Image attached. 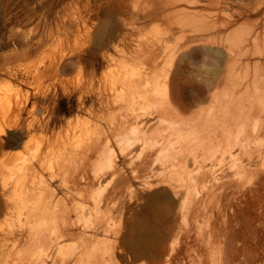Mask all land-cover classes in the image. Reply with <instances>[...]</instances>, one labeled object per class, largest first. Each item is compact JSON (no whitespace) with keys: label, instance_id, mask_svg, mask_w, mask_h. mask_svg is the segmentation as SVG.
<instances>
[{"label":"bare ground","instance_id":"bare-ground-1","mask_svg":"<svg viewBox=\"0 0 264 264\" xmlns=\"http://www.w3.org/2000/svg\"><path fill=\"white\" fill-rule=\"evenodd\" d=\"M217 1L222 3L220 0H216V3ZM257 1L226 0V2L234 3L237 8L232 11V14L230 12V15H228L229 12L228 14L226 13L229 17L220 22L214 20L216 18H213L214 10L206 8V6L208 7L215 3V0L134 1L135 7L139 6V4V8L143 6L141 9H143L144 14H151L152 12L158 14L157 18L162 22L163 26L162 33L165 32V35L158 40L157 38L155 39L157 34L156 36L151 34L154 39L148 42L151 39L148 37L149 49L145 54L138 52L140 47L137 48V45H140L139 42L141 40L136 39V42L132 40L137 44L135 48L138 49L136 53V49L132 48L136 54L135 58L133 57L134 55L132 56L136 63L134 62L131 65L127 63L129 67L125 68L123 66L119 73L114 69L115 66L113 69L118 74L111 70L110 74L116 73L117 75L114 74L115 76L111 77L112 82L110 85L113 90L116 88L115 86L120 88L117 89L118 92L115 94L117 98L114 97V99L121 102L123 106L127 105L126 109L129 108V111L133 112L136 110V106L144 104L146 105V110H143L140 115L156 117V121L162 123L163 127L157 130L159 126L155 124L157 127H152L154 129L148 131L150 123L147 124L146 121H141L138 127L133 125V128H131L132 126L128 127V131L117 132L115 134L116 141L121 144L119 147L118 143L120 148L118 149L122 155L119 164L113 161L116 158H112L111 148L109 150L105 145L102 146L103 143H100L101 135L98 137L94 133L92 134L93 136H88V134V137L86 136L87 138L81 141L80 147L78 146L80 148L78 152L74 151L75 153L68 154L69 151L67 150V159L70 162H74L73 164L76 163L77 167L73 170L68 169L70 168L68 167V172L66 168L63 171H59L63 175L61 182L56 185V189L61 191V188L64 187L66 191L61 193L57 190L52 191L51 183L48 181V183H42L39 186V190L52 191L49 196L41 194L35 201L28 203H25V201L24 203L13 205L18 206L19 211L26 213V215L24 219L19 218V222L16 221L17 223H13L14 219L12 221L8 218L7 220L12 223H8L5 227L3 225L0 226V264H117L114 242H110L111 245H109L106 239H99L95 234L91 233L92 231L97 232L100 224H90L87 221L88 219H85V204L89 206L85 201L92 203L89 207L92 210H100L102 206H104L105 210L107 209L109 219L105 215L104 219L109 221L106 220L105 224H107L110 233L116 237L118 234L116 211H118L119 200L124 197L126 192L133 193V182L130 181L131 178L126 172V165L127 154L131 149L130 146L136 141L140 142L143 151L147 153L146 160H152L154 161V166L157 164L161 167V170H151L150 174L148 173L149 175L144 178V184L151 186V180L156 178L159 184L158 187L160 188V185H163L164 188L154 193H152L153 191L151 192L152 198L150 197L151 201L150 203L148 202L149 205L147 204V206L154 212V217L150 218L147 214L143 217H134L130 221L129 235H127V239L125 238L127 246L131 248L130 250H137L139 255H142L148 247L152 246L153 248V245L161 243L164 238L158 233L157 228L163 218L167 217L171 221L170 224L173 226L174 232L172 231L168 236L166 235L167 239H169L165 248V251H167L165 255L166 264H264L263 252L251 245V240L257 241V235L259 236V232H261L260 227L264 224V0L263 3L262 1L261 3L259 2V5ZM193 2L202 5L199 8H195L196 6L194 8L189 7V3L195 4ZM217 4L220 5L219 3ZM139 8L137 7V9ZM216 9L217 12L220 10L219 7ZM221 9L224 8L222 7ZM247 9H252V12L257 15L256 24H249L248 22L251 21L249 19L246 22L242 21V15ZM122 17L125 18L124 15ZM95 18L97 19V17ZM120 20L122 19L120 18ZM126 20L124 21L126 22ZM87 21H90V19ZM86 24L90 25L91 23ZM227 27L230 29H228L229 31L227 30L228 33L225 31L227 34L224 37L223 34L225 33L222 34L221 31L223 30L224 32ZM130 28L132 27L130 26ZM90 29L93 28L88 27V30ZM126 31H129V29ZM126 31L124 30L123 32ZM129 33L127 34L129 35ZM88 34L91 35V32ZM114 35L116 37V34ZM148 35H143L146 36L143 37V39L145 38L144 42H146ZM174 35H177V38L175 37V39L173 38L170 41L169 38ZM96 37L99 42L105 37L102 24L97 27ZM134 42L126 41L123 38V41H120V43H123L122 46L117 44L121 48L116 47L122 50L121 53H127L128 50L131 53V47L135 45L132 44ZM115 44L112 46H115ZM117 54L119 56L118 52ZM110 55L114 57L112 52ZM122 56L124 57L125 54L120 55V57ZM104 57H106V54ZM125 57L127 58V56ZM128 57L130 58V56ZM194 57H197V60H193L195 59ZM121 60L124 61L123 58ZM118 62L120 61L118 60ZM130 62H133V60ZM120 64L125 65L123 63ZM120 64H118V67ZM107 65L106 63L105 66ZM103 70H108V68L105 67ZM45 71L48 72V75H52L56 68L49 66ZM93 72L95 71L93 70ZM88 73H92L90 68ZM57 76L56 74L55 77ZM91 79L90 84L92 83L93 85L94 83ZM97 81H94L95 84L99 83ZM88 86L90 87L91 85L88 84ZM188 87L195 88L196 93H191L188 89L190 93L186 94L185 89ZM112 88H110V92ZM84 91L85 89L82 92ZM79 95L81 96V94ZM205 100H207V104L200 106L199 104ZM195 104H197V107L194 106ZM18 111H21V109H18ZM134 117L136 118L137 115ZM36 123L37 121L33 122L34 125ZM11 124L8 123L10 127ZM123 129L127 130L126 127H123ZM47 130H44V132ZM249 131H255L254 134L260 135V138L255 137L257 134L254 137L252 136L253 139H258L261 145L257 152L260 164H258L259 167L255 166L254 170L250 166L248 167L247 164V162L251 163L254 160L252 153L251 156H247V162L242 161V156H245L249 151V145L254 144L250 142L251 140L254 141L251 138V135L254 134ZM88 132L90 131L88 130ZM82 135L84 134L82 133ZM68 137L70 138L71 136L68 135ZM218 150L222 151V153L220 152L222 154L221 158L225 154L231 157L232 163L230 165L227 164V169L219 166L218 170L215 168V170L213 168L208 170L201 169L200 160L205 156L204 152L209 151L208 156L205 157L211 159ZM252 150L255 152L257 149H251L250 151ZM131 153V158H133L134 155ZM95 154L100 158L101 156L104 158L102 160L104 164H95L99 167L97 168L96 166V168L100 170V166L104 165L105 171L98 172L94 169L95 165L93 166L94 168L92 166L89 167V162L96 157L94 156L93 158ZM64 157L66 158V156ZM64 157L62 158L63 160ZM135 157L132 160H135ZM131 158L128 160V164H131L129 163ZM58 159H60V156ZM65 161V165L70 163L66 159ZM189 161L192 164V168H189ZM30 163L28 162V164ZM32 168L34 169L35 167ZM60 168L62 169V167ZM163 169L167 172L162 173ZM109 175L110 178L107 184L105 182V185L98 190L92 189L94 184L100 183L103 178ZM5 190L8 189L6 188ZM35 190L37 191V189ZM73 190L76 191L74 192ZM133 196L135 195L133 194ZM2 197L0 196V215L5 210L9 211L6 208L9 206V201ZM8 198L11 199V196ZM71 240H74V242L70 243ZM21 243L23 245H20ZM260 244L263 247L262 249H264V242ZM90 246L91 248L89 249Z\"/></svg>","mask_w":264,"mask_h":264},{"label":"rangeland","instance_id":"rangeland-1","mask_svg":"<svg viewBox=\"0 0 264 264\" xmlns=\"http://www.w3.org/2000/svg\"><path fill=\"white\" fill-rule=\"evenodd\" d=\"M131 1H133V3H131ZM134 1L135 0H0V175L2 176V177L0 176V181L3 183L2 185V183L0 182V186L4 188L2 190V188L0 187V196L2 197V195L5 193V195H3L2 198L9 201L8 203L9 206L6 207L8 208L9 211L5 210V212L0 215V226L3 225L5 227L8 225V223L9 224L12 223L9 220L13 221L14 219L13 223H17L16 221L19 222V218L20 219L25 218L26 213L20 212L19 207L18 206L16 207L13 205H18L22 202L24 203L25 201H26L25 203L35 201L38 197H40L41 194L42 195L45 194V196H49L53 190L54 191L57 190L60 193L62 191L63 192L66 191L64 187L61 188V191L59 189H56V185H58L61 182V178L63 175L61 174L62 172H59V171H63L66 168V171L68 172L69 171L67 170L68 167H70L68 168L70 170H73L77 167L76 163L73 164L74 162H70V160L67 159V156H68L67 153L68 151H69L68 154L78 152V149H80L79 147H80L81 141L85 140V138H87L88 136H93L92 135L93 133L94 135H97L98 137H100L101 135L100 143H103L102 146L105 145L108 149L111 148V152L113 153L112 158L113 159L116 158L113 161L119 164L120 158H122V155H121V151L119 150L120 149L119 147L121 146V144L118 141H116L117 138L115 134L117 132L121 133L122 131H128L129 129L128 127L132 126L131 128H133V125H135V127H138L141 121H146L147 124L150 123V126L147 129L148 131H151V129H154L157 126H159L157 127V130L158 128L161 129L163 127L162 123H159V121H156L157 119L156 117H145L143 115H140V113L143 110L144 111L146 110V105L144 104L136 106V110L133 112L129 111L130 110L129 108L126 109L127 105L123 106L121 102L114 99V97L117 98L115 94L118 92L117 89H120V88L118 86H115L116 88H114L113 90V88L110 85V83L112 82L111 80L112 76L114 77L115 75H117L120 69L123 68V66L125 68L129 67L127 63L131 65L132 63L135 62L134 58L136 55L135 51L136 53L138 51L137 48L140 47L142 49L141 51V49L139 48L138 52L142 54L146 53V51L149 49L148 42L154 39V36L152 38L151 34H154L155 36L157 34L155 39L157 38L158 40H160V38L164 37L165 35L164 34L165 32L162 33L163 26H162V22H160L157 18L158 14L155 12H152L151 14H148V13L144 14L143 9H141L143 6L139 8L140 6L139 4V6L135 7ZM220 1L224 3L225 5L217 1V3L220 4L218 5L215 0V3H212L211 6H208V7L206 6V8H210V10L212 11L214 10L213 18L218 17V19L216 18L214 19V20H217V22H220L221 20L226 19V17L228 18L229 17L228 15H230V12L232 14V11L235 10V8H237L235 7L236 5L234 3L226 2V0L225 1L220 0ZM246 1L253 2L254 0L253 1L246 0ZM261 1L263 3V0H259L257 1V4L259 5ZM193 3L195 4L189 3L188 4L189 7L194 8L196 6L195 8H199V6L202 5L199 3L196 4V2H193ZM214 6L216 8L219 7L220 10L218 9L219 11L217 12L216 11L217 9ZM221 6L224 9H221L222 8ZM137 7L139 9H137ZM223 13L224 14L227 13L228 15L227 14L224 15ZM123 15L125 16V18L122 17ZM95 17H97L98 20ZM120 18L122 20H120ZM242 18H243L242 21L244 22H246L248 19L251 20L252 22L249 21L248 22L249 24H252V23L256 24L257 23L256 21L258 19L257 15L252 12V9H247L246 12L242 15ZM88 19H90L91 22L87 21ZM92 19H96L97 22L96 20H92ZM124 20H126V22ZM86 23H89V24L91 23V24L88 25ZM100 24L103 25L104 36L107 39L104 37V39H102L99 42L96 37V32H97V27ZM123 24L124 26L125 25L126 26L124 27ZM136 24H138L137 29L139 30L136 29L137 27ZM130 26L132 28H130ZM140 26H142L141 29H140ZM88 27L89 28L92 27L93 29L88 30ZM121 27L122 29H120ZM128 29L129 31H126ZM228 29L230 28L227 27L224 30V32L223 30L221 31L222 34L225 33L223 34L224 37L229 31ZM124 30L126 32H123ZM146 30L149 32H147ZM150 31H152L153 33ZM225 31H227V33ZM87 32L88 33L91 32V35H89ZM129 32L132 34H130ZM112 33L116 34L117 38ZM127 33H129V35ZM144 34L150 35V36L148 35L145 40L147 42L148 37L151 38L150 40H148L147 42L148 44L143 41L145 39V38L143 39V37H146V36H143ZM176 36L175 35L171 36L172 38L171 37L169 38L170 41L173 38L175 39ZM123 38H125L126 41H130V42H134L132 40H135L136 42V39L141 40L139 42L140 45L135 44V42L132 43L135 45L131 44L132 45L131 53L129 52V50L127 51V53L122 52L123 54H125V56H127L128 59H131V60H128L125 56L120 57V55H123V54L121 53L122 50H120L118 47L121 48L123 43H120V41L122 42ZM111 39H113L112 42L115 41L116 44L115 43L112 44ZM109 43L112 45L115 44V46H112ZM142 43L143 44L145 43V44L143 45ZM105 44H107L106 45L107 48L105 47ZM117 44L118 45L121 44V46H118ZM136 45H137V48H135ZM132 48L136 50L134 51V49ZM85 49L87 50L85 51ZM108 50L110 53L108 52ZM111 52L114 57L110 55ZM117 52L119 53V56ZM105 54H106V57H104ZM114 54L117 56H115ZM128 56H130V58ZM119 57L121 59L123 58L124 61L121 60ZM112 58H114L116 61ZM194 58L195 59L193 60H197V57H194ZM125 59H127L129 62ZM118 60L120 62H118ZM132 60L133 62H130ZM113 61H115L114 62L115 65H113L114 64ZM106 63L108 64L107 66H105ZM120 63H123L125 65H122ZM118 64H120L119 65L120 68L118 67ZM85 65L88 68H86ZM49 66L56 68V71H54L52 75H48V72L45 71V69ZM105 67L108 68L110 72L108 70H103L104 71L103 73L102 69L103 68L105 69ZM89 68H90V72L92 71L91 74L88 73ZM113 68L116 69L118 73ZM86 69L88 72L86 71ZM92 69L95 72H93ZM111 70L113 72H116L117 74L116 73H114L115 75L113 73L110 74ZM94 73L95 74L97 73V74L95 75ZM56 74L59 77L58 76L55 77ZM89 74L92 76L90 77ZM91 78L94 80H92ZM100 78L102 79L100 80ZM107 78H108V82H107ZM90 79L94 83L93 85L92 83L90 84ZM94 81H97L99 83L98 84L96 83L97 84L96 85ZM86 83H88L91 86L89 87L88 84ZM101 84L104 85L103 86L104 88L102 87ZM94 85L95 87H93ZM97 86H100V87H97ZM106 87H109V88H106ZM86 88L92 91L87 90ZM110 88H112L111 92H110ZM83 89H85L84 92L86 93L82 92ZM188 89L191 91V93H196L195 88L188 87L187 89H185L186 94L190 93ZM79 94H81V96ZM112 95L114 96L112 97ZM205 101L204 102L202 101L203 103L202 102L201 103L198 102V103H200L199 104L200 106H204L207 104V100ZM197 104H195L194 106L197 107ZM19 105L21 106V108ZM18 109L19 110L21 109V111H18ZM136 115L138 118L134 117ZM32 121L33 122L37 121V123L34 125ZM8 123L9 124L13 123V124H11V127H10ZM20 124L21 125L23 124L24 126L23 125L21 126ZM155 124H158V125L156 126ZM33 126L34 127L36 126V127L34 128ZM123 127L124 128L126 127L127 130H124ZM26 129L29 131H27ZM46 129L48 130L44 132V130ZM88 130L90 132H88ZM65 132L67 133V135H65L66 134ZM249 132L251 134H254L255 131L253 132L249 131ZM82 133L84 135H82ZM256 134L257 133H255L254 135H251V138L253 139V137ZM68 135L71 136L70 137L71 139L68 137ZM79 135L81 136V138ZM59 136L61 137L60 139L61 141L59 140L60 138ZM65 136L66 138L64 139ZM67 137L70 140H68ZM255 137L260 138V135L257 134V136ZM43 138L45 141L43 140ZM253 140L254 141L251 140L250 142L251 143L253 142L254 144L249 145L250 146L249 151L248 153L245 154V156L244 155L242 156L243 157L242 161L247 162L248 161L247 156L249 155L251 156V153H252L253 155L252 157L254 160L251 161V163L247 162V164H248V167L250 166L254 170L255 166L259 167L258 164H260L257 152L259 151V148H261V145L258 142V139H253ZM118 143H119V147H118ZM132 145L130 146L131 149L129 153L127 154L128 157H127L126 172L128 173L129 177L132 179L131 180L129 178L130 181L133 182L132 184L133 193L131 194V192H126L124 197L119 200L118 211H116L117 221H118L117 236L114 237L113 234L110 233L107 224H105V222L109 221L108 220L109 213L107 209L105 210L104 206H102L100 210L93 209L95 211L94 212L91 208H89L92 205V203L85 201L89 205L87 206L85 204V219L86 220L88 219L87 221L90 224H95V223L100 224V227L99 229H97V232H93V231L91 232L95 234L97 238L102 239V240L106 239L109 245H111V243L114 242L113 245H114V251H115V256H116L115 259L117 261L116 262L117 264H148V263L149 264H166L165 255L167 251H165V248L169 242V239H167V236L173 231V226L170 224L171 221L169 220V218L164 217L157 228L158 233L164 238V240L161 243H159L160 245L159 244L153 245V248L152 246L148 247L145 253H143L142 255H139V252L137 250L136 251L134 249L133 251L130 250L131 248L127 246L128 245L126 243L127 240H125V238L126 239L128 238L127 235H129L128 233H129L130 221L134 217H143V216H146L147 214L148 216H150V218L155 216L154 212H152V210L149 208V206H147V204L149 205L151 201L152 193L156 192L157 190H160L161 188L162 189L164 188L163 185H160V188L158 187L159 184L157 183L156 178L151 180L152 182L151 186L144 184L143 180L144 178H146V176L150 174V171L153 169L161 170V167H159L157 164H155L156 166H154L153 164L154 161L152 160H146L147 153L143 151L142 145L140 144V142L136 141ZM251 149H255V150L257 149L255 151L256 153L253 152V150L250 151ZM116 150L117 152H115ZM140 151H141L140 153L141 155L139 154ZM218 151L217 153L215 152V155L211 159H209V157H205V156H208L209 151H205L204 152L205 154L203 153L205 156L202 157L200 160L201 169L204 168L208 170L210 168H213V169L215 168L216 170H218L219 167H224L225 169H227L228 165L232 163L231 157L225 154L224 157L221 158L222 151L221 150H218ZM131 152L134 155V156L132 155L133 158L137 154L135 157V160H132L133 158H131V155H130ZM63 154L64 156H66V158L63 156ZM129 155L132 160V161L130 160L129 162L131 164H128V160L130 159ZM59 156H60V159H58ZM94 156L96 157L94 158ZM97 156L98 155L96 154L93 155L94 160L97 158ZM215 156H219V157H215ZM63 157H64V160L62 159ZM39 158L41 159V161H39L40 160ZM98 158L95 161L91 160L92 162L93 161L94 162L92 163L90 161L89 167L91 166L93 167L95 164H98V165L104 164V162H102V160L104 159L103 156H101V158L98 156ZM65 159L69 161L70 163L68 164L66 163L65 165V162H66ZM36 161H38L39 163ZM57 161L59 162L57 163ZM28 162H31V163L28 164ZM71 163L72 165L70 166ZM188 163L190 165L189 168H192L191 162L189 161ZM31 164H34L35 166L34 165L31 166ZM38 164L40 165L42 164V165L40 166ZM141 164L144 166H142ZM98 165H95L94 166L95 168L93 167L98 172L106 170L104 165L100 166L101 167L100 170L97 169L99 168ZM29 166H31V168H29ZM32 167H35V168L33 169ZM60 167H62V169ZM106 168L108 167L106 166ZM2 172L3 174H1ZM163 172H167V171L164 170L162 171V173ZM50 174L52 177L50 176ZM55 174L56 175L58 174V175L56 176ZM109 178H110V175L106 176L105 178H103V180L100 183L94 184L92 186V189L94 188L93 190H98L99 188L105 185V182L107 184ZM48 181L51 183L52 191L45 192V189L39 190L40 189L39 186L42 185V183H48ZM12 183L15 185H13ZM143 186H146V187H143ZM148 186L151 188L149 189ZM16 187L17 188L19 187V188L17 189ZM6 188L8 190H5ZM35 189H37V191ZM73 191L75 192L76 190H73ZM144 193H145V196H144ZM133 194L135 196H133ZM10 196H11V199L10 198L7 199V197H10ZM16 197L18 198L16 199ZM18 199L20 200L24 199V200L23 201L19 200L20 201L19 202ZM125 201L128 202L129 204L126 203ZM103 210L105 211V213ZM102 211H103V216H102ZM104 215L108 217V219H106L107 221L104 219L105 218ZM89 216H90V219H89ZM8 218L9 220H7ZM92 220H93V223H92ZM260 228H261V232H259L260 233L259 236L257 235V241L251 240V245L255 249L259 250L260 252H263L264 254V249H262L263 247L260 244L261 242H264V224ZM111 237H112V240H111ZM73 242L74 240L70 241V243H73ZM20 245H23V243H21ZM90 248L91 246L89 247V249ZM91 260L93 259L91 258ZM263 262H264V259H263ZM173 264H176V263H173Z\"/></svg>","mask_w":264,"mask_h":264}]
</instances>
